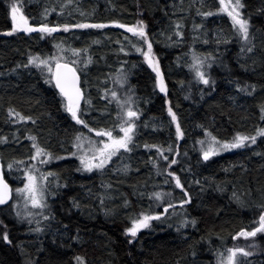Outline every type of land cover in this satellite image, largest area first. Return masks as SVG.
I'll use <instances>...</instances> for the list:
<instances>
[{"label":"trees","instance_id":"16d2710c","mask_svg":"<svg viewBox=\"0 0 264 264\" xmlns=\"http://www.w3.org/2000/svg\"><path fill=\"white\" fill-rule=\"evenodd\" d=\"M64 2L23 0L24 13L32 25L113 20L129 25L144 20L168 92L165 96L159 91L155 73L140 56L131 53L134 49L129 48L128 55L119 51L121 45L117 41L127 47L124 37L136 38L127 32L116 33L114 27L72 29L44 39L39 33L34 36L15 33L0 38V138L7 137L6 143H0V162L12 188L15 179L22 181L23 166H15L21 170L12 172L6 166L13 160L31 164L29 157L34 149L32 141L26 138L29 134L35 135L37 142L54 155L67 156L75 133L85 131L63 110L56 90L45 84L40 72L23 66L30 54H55L54 45L61 41L65 48L88 49L93 63L81 78L86 81L83 87L93 107L88 109L83 101L81 107L89 112L84 119L96 127L115 124V104H109L101 96L103 89L115 87L109 74L126 61L127 85L134 89L141 118L147 122V127L145 123L143 128L139 127L136 136L139 147L124 154L123 160L114 158L103 173L78 172V162L71 157L46 167L59 176L61 187L52 184L48 212L53 219H40L42 233L33 231L37 226L35 220L29 224L16 217L12 200L0 207V264H76V256L83 257L86 264H208L210 260L214 264L217 249L226 253L236 233L257 226L253 223L259 214L255 205L264 203V137H258L251 147L223 153L208 161L203 160L197 141L205 139L204 129L219 139L230 140L237 132L250 134L257 127H264V121L259 119V108L264 104V0H241L245 5L243 14L250 22V36L254 38L252 53L240 52L242 42L236 38L226 14L197 15V8L216 12L218 0H183V5L181 0H78L87 15L81 16L73 5L61 16L58 12ZM11 3L12 0H0V33L10 30L5 8ZM52 7L57 11L45 21L42 14L45 8ZM182 7L184 11L180 10ZM177 23L181 25L182 39L174 35ZM218 33L230 37L231 42L217 43ZM169 36H173L171 40L167 39ZM193 52L215 57L212 68L208 69L214 86L197 84L193 72L184 66L183 59L187 63ZM237 82L255 85L256 90L252 95L240 92L235 86ZM168 101L185 132L183 140L176 139L175 126L167 113ZM9 108L32 116L36 124L15 122L8 115ZM145 143L165 148L179 145V156L167 152L165 155L169 161L173 158L178 161L167 170L180 177L192 197L184 210L179 207V201L185 199L182 191L164 172L168 161L158 157L155 149L146 150ZM153 159L158 161L163 174H157ZM125 164L130 166L126 174L115 171ZM197 180L199 184L195 183ZM108 184L112 187L106 188ZM156 191L172 195H165L162 204L154 198L149 200L148 194ZM234 191L240 202L233 199ZM102 196L104 206L100 204ZM125 199L130 202L129 207L123 206ZM74 200L80 204L79 208L73 206ZM169 200L177 205L176 215H171L173 210L169 209L168 216L152 221L135 239L125 235L132 217L142 211L160 213ZM184 218L195 219L196 227L181 228ZM5 231L12 243L3 240ZM259 240L264 245V234H260ZM241 259L244 264H264V256Z\"/></svg>","mask_w":264,"mask_h":264},{"label":"snow or ice","instance_id":"6c2138e0","mask_svg":"<svg viewBox=\"0 0 264 264\" xmlns=\"http://www.w3.org/2000/svg\"><path fill=\"white\" fill-rule=\"evenodd\" d=\"M218 3L219 8L216 12L211 10L201 11L200 8H197V15L210 17L221 13L226 14L231 21V27L236 38L242 42L240 52H254L255 43L254 38L250 36V22L242 12L245 5L241 2V0H218ZM73 5L74 10L79 12L81 16L87 15V13L79 6L78 0H65V2L60 5L58 15H64L65 9ZM181 5H183V0H181ZM201 7H203V4H201ZM180 10L184 11L185 9L182 7ZM56 11L57 9L55 7L50 9L45 8L42 14L44 20L47 21L48 16ZM69 15H71V12H69ZM10 19L11 29L0 33V35L12 36L15 33H24L27 35L39 33L41 34L40 38L44 39L45 37L53 36V34L57 32L62 31L64 33H68L72 29H105L108 27L124 29L125 32L131 33L132 37H135L136 40H132L125 36L124 39L128 42L127 47L125 44L117 41V43H120L121 45L119 51L128 55V49L131 48L134 49L136 53H139L143 57L147 66L155 73L159 91L167 96L168 90L164 75L161 71L159 60L153 52V42L149 37L146 30L147 26L143 21H138L132 26L115 20L108 23L78 22L75 24L63 23L56 25H50L48 22H43L34 26L30 23V18L24 14L22 6L17 2V0H13L10 4ZM194 27L199 28L200 26L194 25ZM180 28L181 25L177 23L174 35L182 39L183 33L180 31ZM167 39L171 40V36L167 37ZM216 42L230 43L231 38L228 36H222L218 33ZM94 43H99V41H94ZM204 43H208V40H204ZM145 45L146 49L144 47ZM54 47L56 49L55 54L47 56L30 54L27 63L23 66L25 68H36L44 77L45 84L56 90L59 103L63 110L70 115L71 120L74 121L76 125H81L83 128L87 129L88 133H94L95 138L90 135H85L82 131H77L72 140V148L74 151L69 152L67 156H58L42 147L37 142V137L35 135L29 134L26 138L32 141L31 147L34 149V153L29 157V160L34 163L28 164L25 160H13L6 166L8 172H12L14 170L20 171V167L14 166H23L22 171L25 180L23 187L13 189L5 178L4 165L0 164V205L8 204V202L13 199L15 194L16 202L12 206L16 210V217L21 220H27L29 224H32L33 220L37 216L42 217L44 221L53 219L51 214L45 211L49 208L47 198L50 194H52L50 192L52 183H55L57 188L61 187L59 183V176L56 173L52 171H45L42 167H38V165H47L54 160H63L74 157L79 161V166L76 168V171L88 173L97 171L103 173L105 169L113 163L114 158H120L123 160L124 154L131 153L135 148L139 147L136 143V136L139 134V125L137 121L140 120L142 111L138 106V98L135 96L134 89L128 87L124 91L123 95H120L116 88L103 89L101 99L107 100L109 104H115L116 123L109 127L90 126L88 121L84 119V116L88 115L89 112L82 109L81 102L83 101L84 104L88 106V109H92V99L90 98V95L86 96V90L83 87V83L86 81H82L81 77L82 74L86 76V70L89 65L93 63L92 56L88 55L87 48H65L63 41L56 43ZM66 52L71 53V58L65 55ZM214 60L215 57L211 55L202 56L193 52L191 57L192 62L188 65V68L194 73V78L197 83L208 87L214 86L215 81L211 79V75L208 72V69L212 68ZM126 63V61L123 62L115 74H109L113 83L119 85L122 89L128 84L129 72L124 66ZM235 86L238 91L245 92L248 95H252V93L256 90L255 85H240L237 82ZM167 103V113L171 118V123L175 126L176 139L183 140L185 132L181 127L178 115L174 111L171 101H168ZM259 112V119L264 121V104H261ZM8 115L10 118L14 117L15 122L17 123H26L31 121L32 124H36V120L33 119L32 116L22 115L13 108H9ZM144 126L147 127V124ZM204 137L205 139H200L197 143L200 145L199 151L202 154L203 160L208 161L210 158L218 156L224 152H229L235 149H243L255 145L258 137H264V127H257L255 134L237 132L231 140L219 139L211 131L204 129ZM6 142L7 137L0 138V143ZM143 147L148 151L155 149L158 157L162 158L164 161H168L167 168L164 169V172H166L167 177H171L175 181V187L182 191L185 199L179 201V207L184 210L185 205L191 204L192 197L185 188L184 184L181 182L180 177L174 172L167 170L170 169L172 165L177 164L178 161L175 158L169 161L168 155H165L167 152L174 153L175 156H179V145H169L165 148L159 144L145 143ZM184 155L186 156L187 152H185ZM152 163L153 167L156 168L157 174H163L158 161L153 159ZM129 170L130 166L126 164L115 169L116 172L123 174H126ZM50 177L53 178V180L50 181ZM165 183H168L167 179L165 180ZM195 183L199 184L200 181L197 180ZM105 187L111 188L112 185L108 184L105 185ZM140 195L143 196L144 194L140 193ZM165 195L170 197L172 194L156 191L148 194V198L149 200L154 198L155 201H159L162 204ZM233 199L240 202V197L235 191L233 192ZM100 204L101 206H104L105 197H100ZM161 204H157L156 206L160 207ZM73 206L79 208L80 204L74 200ZM123 206L129 207L130 202L125 199ZM151 207L152 205H149L150 209ZM176 207L177 205L169 200L166 206L163 207V211L160 213L142 211L131 218V226L125 229V235L135 239L141 230L147 229L151 226L152 221H159L162 217L168 216L169 209L173 210L171 215H176ZM255 207L259 209L258 219L253 220V223L257 226L251 228L250 230L241 229L232 237L233 240H237L241 237L247 240L248 238L256 237L257 234H264V203L255 205ZM35 223L37 226L33 229V231L36 233H42L44 228L40 226L41 220L35 219ZM196 223L197 221L195 219L189 220L188 218H184L181 220L180 227L183 228L191 225V227L195 228ZM65 227H67V225H65ZM2 238L5 242L12 243L9 239L7 231L3 233ZM201 240H203V237H201ZM129 243H132V240H129ZM250 247L255 248L257 246L252 244ZM195 254V251H193L192 255L195 256ZM215 255L216 264H244V260H242L241 257H251L254 255V252L245 247L233 246L226 248V254L225 251L217 249L215 251ZM75 260L76 264H86V261L81 256H76Z\"/></svg>","mask_w":264,"mask_h":264},{"label":"rangeland","instance_id":"374dc122","mask_svg":"<svg viewBox=\"0 0 264 264\" xmlns=\"http://www.w3.org/2000/svg\"><path fill=\"white\" fill-rule=\"evenodd\" d=\"M242 12H243V10H242ZM138 21H143L144 22V20H142V19H139ZM137 23V22H136ZM135 23V24H136ZM125 24V23H124ZM134 24V25H135ZM128 25V24H127ZM129 26H132V25H129ZM62 32V31H61ZM61 32H58V33H60L61 34ZM115 32L117 33H119V34H121V33H125V31H124V29H119V28H116V30H115ZM173 37V36H172ZM171 37V38H172ZM145 47V49H146V45L144 46ZM131 53H134V55H138V56H140L141 57V60L144 62V60H143V57L139 54V53H136L135 51H131ZM67 56L68 57H70L71 58V53L70 52H67ZM186 59H183V61H184V66H186V68H188V65L192 62L191 61V59H188L187 61V63H185L186 61H185ZM27 63V62H26ZM188 64V65H187ZM116 73V71H114L112 74H115ZM194 74V73H193ZM195 79V78H194ZM196 81V80H195ZM197 83V82H196ZM197 84H199V85H203V84H200V83H197ZM203 86H205V85H203ZM114 88H116L117 89V91H118V93L120 94V95H123V93H124V91L128 88V85H125V88H120L119 87V85H117V84H115V87ZM83 109V108H82ZM68 114V113H67ZM69 115V114H68ZM70 116V115H69ZM113 121L116 123V118H115V116H114V118H113ZM142 121V122H141ZM138 122V121H137ZM141 122V123H140ZM143 123H145V124H147V122L146 121H144V120H142V118L140 117V120H139V122H138V125H139V127H142L143 128ZM81 128H82V126L81 125H79ZM90 126H92V125H90ZM109 126H112V125H109ZM108 126V127H109ZM92 127H96V126H92ZM138 131H139V129H138ZM84 134L85 135H90V136H92L93 138H95V134L94 133H88V131L85 129V131H84ZM250 134H255V132L253 131V132H251ZM231 140V139H230ZM236 150V149H235ZM71 151H74V149L72 148V150ZM233 151V150H232ZM231 151H229V152H224V154L225 153H230ZM223 154V153H222ZM72 159H74V160H76L74 157H71ZM64 160V159H63ZM54 161H59V160H54ZM54 161H52L53 163H54ZM77 162H78V165H79V161L78 160H76ZM52 162L51 163H49V164H47V165H38V167H42L45 171H47L46 170V167H48L50 164H52ZM31 163H34L33 161H31ZM15 167V166H14ZM85 173H87V174H93V173H100V172H97V171H93V172H91V173H88V172H85ZM21 177H22V181H21V179H15L14 180V182L16 183V185H15V187H13V189H15V188H17V187H23V184H24V182H25V180H24V174H21ZM20 177V178H21ZM50 179V181L51 180H53V178H49ZM21 181V183L20 184H18L17 185V183H19ZM53 184V183H52ZM51 189H53V187H52V185H51V188H50V192L52 191ZM49 198V197H48ZM48 198H47V202H48ZM16 202V197H15V194H14V196H13V199H12V205H14V203ZM12 208L15 210V208L12 206ZM16 211V210H15ZM46 212H48L49 211V208L48 209H46L45 210ZM42 217H40V216H37L35 219H41ZM34 219V220H35ZM25 221H27V220H25ZM28 222V221H27ZM259 236H260V234H257V236L256 237H253V238H248L247 240L246 239H244L243 237H241V238H239V239H237V240H233L234 242H232V244H230L229 245V247H233V246H237V247H245V248H248V250H250V251H253L254 252V255L252 256V257H256V258H258V257H262V256H264V245H261V242H260V240H259ZM252 244H255L257 247H255V248H253V247H250V245H252ZM226 254V253H225ZM208 264H211V260L208 262ZM214 264H216V257H215V261H214Z\"/></svg>","mask_w":264,"mask_h":264},{"label":"flooded vegetation","instance_id":"af4514ba","mask_svg":"<svg viewBox=\"0 0 264 264\" xmlns=\"http://www.w3.org/2000/svg\"><path fill=\"white\" fill-rule=\"evenodd\" d=\"M12 2H13V0H12ZM17 2L22 6V10H23V12H24V6H23V0H17ZM5 10H7V13H8V16L10 17V4H9V6L8 7H6L5 8ZM25 14V13H24ZM54 22V21H53ZM10 23H11V19H10ZM129 25H134V23H130ZM10 29H11V27H10ZM3 33V32H2ZM22 34V33H21ZM129 35H131V33H128ZM34 35H36V34H34ZM34 35H32V36H34ZM7 38V35H0V38Z\"/></svg>","mask_w":264,"mask_h":264},{"label":"water","instance_id":"95a60500","mask_svg":"<svg viewBox=\"0 0 264 264\" xmlns=\"http://www.w3.org/2000/svg\"><path fill=\"white\" fill-rule=\"evenodd\" d=\"M35 26V25H34ZM24 34V33H23ZM34 34H37V33H32V34H30V35H28V36H31V35H34ZM24 35H27V34H24ZM0 164H1V162H0ZM11 202V200L8 202V204ZM8 204H6V205H8ZM6 205H0V207H3V206H6Z\"/></svg>","mask_w":264,"mask_h":264}]
</instances>
